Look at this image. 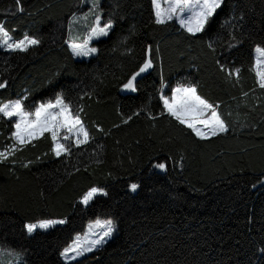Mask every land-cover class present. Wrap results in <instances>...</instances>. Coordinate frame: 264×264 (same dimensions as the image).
Returning a JSON list of instances; mask_svg holds the SVG:
<instances>
[{
	"label": "trees",
	"instance_id": "obj_1",
	"mask_svg": "<svg viewBox=\"0 0 264 264\" xmlns=\"http://www.w3.org/2000/svg\"><path fill=\"white\" fill-rule=\"evenodd\" d=\"M21 5L17 12L15 0H0V23L15 40L40 43L26 52L0 46V102L21 98L32 110L63 93L74 113L82 109L90 139L57 157L45 133L0 162V246L22 254L14 264H264V90L250 70L264 47V0H222L194 35L175 19L155 23L152 0H99L113 27L88 58L69 45L70 19L85 0ZM149 57L137 91L124 90ZM221 65L239 68V82ZM162 80L167 92L196 85L228 131L201 139L161 115ZM13 131L0 118V150ZM160 162L165 170L154 167ZM92 187L107 194L85 205ZM98 218H113L116 234L66 260L64 249ZM43 219L66 222L27 233Z\"/></svg>",
	"mask_w": 264,
	"mask_h": 264
},
{
	"label": "snow or ice",
	"instance_id": "obj_2",
	"mask_svg": "<svg viewBox=\"0 0 264 264\" xmlns=\"http://www.w3.org/2000/svg\"><path fill=\"white\" fill-rule=\"evenodd\" d=\"M167 7L161 6V0H152L154 9L155 23L165 24L168 21H178L181 28L188 33L196 34L204 31L209 19L214 15L216 9L221 6L222 0H165ZM17 5L16 11L23 12L21 0H15ZM99 8V0H93L94 24L91 27L88 39L83 44H71L73 55L87 56L97 51L96 48H89L88 42L93 37L106 36L113 27V21L109 19L107 22L101 23V16L97 13ZM87 18V14L86 17ZM40 41L34 37L24 34L22 38L14 40L10 32L0 23V46L6 47L11 51L26 52L31 46L38 45ZM212 45L209 44V47ZM150 51V49H149ZM257 55L255 63L250 69L254 72L257 86L264 90V47L255 49ZM153 67L152 59L146 58L142 66L137 72H134L122 85L124 90L131 92L137 91V77L147 72ZM221 69L227 73L229 77L235 76L239 82L240 69H227L221 65ZM6 83H0V88H5ZM165 85L161 81L160 100L163 102V112L174 118L180 125L186 126L197 137L207 139L228 131V126L221 114L217 111L219 105H213L206 99L201 97L197 92L194 84H177L171 89V96L163 95ZM246 97L248 93H243ZM143 110V109H142ZM82 109L74 110L70 103L65 101L63 93H57L54 100L38 103L33 111H27L24 108L23 100L17 99L7 103L0 102V118H17L14 124L15 131L12 132V143L4 150L0 151V162H3L14 155L18 150L31 144L34 140L42 137L45 133H49L52 141L51 151L55 156L62 154H70L73 146V138L75 145L86 144L89 139V132L82 122L80 112ZM122 120V123H128L134 115ZM151 116V113H149ZM154 118V117H153ZM63 133V134H61ZM64 141V142H62ZM15 163V161H13ZM27 167V165H24ZM154 167L165 170L166 162L156 163ZM261 182H264L262 180ZM139 187L138 184L132 183L130 188L135 191ZM98 193L107 194L102 188L92 187L81 197V202L85 205L89 203ZM65 220H40L36 223H28L25 225L28 234H32L37 229H48L56 224H63ZM93 225L97 228H103L104 231L98 239H89V233L92 232ZM114 225L111 220L101 221L97 219L93 224L89 225V231L83 237L77 234L71 244L66 247L62 253L68 259H75L83 255L85 252L92 251L93 248L104 243L105 237L111 235ZM261 251H264L262 249ZM74 253V255H69ZM19 260V254H16Z\"/></svg>",
	"mask_w": 264,
	"mask_h": 264
},
{
	"label": "rangeland",
	"instance_id": "obj_3",
	"mask_svg": "<svg viewBox=\"0 0 264 264\" xmlns=\"http://www.w3.org/2000/svg\"><path fill=\"white\" fill-rule=\"evenodd\" d=\"M85 3L88 4L87 7L85 8V10L82 12V13H76L74 14L71 19H70V30H69V45L71 44H83L84 41L86 39H88V36L90 34V30H91V27L93 26L94 24V15L96 13H93L92 9H93V0H85ZM161 6L162 7H167V3L165 2V0H161ZM97 13L99 14L98 12V9H97ZM86 14H87V18L86 17ZM101 16V15H100ZM104 22H107L105 20H103V18L101 17V23L103 24ZM109 33V32H108ZM104 36H100V37H93L89 42H88V47L89 48H96L93 44H92V41L93 40H96V39H99V38H102ZM14 39V38H13ZM15 40V39H14ZM18 40V39H17ZM257 47H262V46H256ZM2 48H5L7 49L6 47L2 46ZM71 48V47H70ZM255 48V49H256ZM97 49V48H96ZM72 50V49H71ZM97 51L95 53H92L90 55H87V56H76L77 58H88L94 54H96ZM257 55L256 51H255V56ZM174 88V87H173ZM172 89V88H171ZM163 95L165 96H171V90L170 92H167L166 90V87L164 88V91H163ZM17 99H21V98H17ZM17 99H10V100H7L3 103H7V102H10V101H15ZM25 108V107H24ZM27 110V109H25ZM34 109L32 110H27V111H33ZM218 111V109H217ZM75 114V113H74ZM17 118H12L11 121L13 123V126L15 124V121H16ZM83 122V121H82ZM84 123V122H83ZM85 125V124H84ZM86 127V126H85ZM14 131H15V128H14ZM63 134V133H61ZM64 142V141H62ZM73 142H74V138H73ZM6 149V147L0 151H4ZM97 188H100V187H97ZM103 189V188H102ZM104 190V189H103ZM105 192V190H104ZM99 194V193H98ZM99 220L101 221H104V220H111L113 222V225H114V230L113 232L111 233L110 236L108 237H105V240L104 242H106L107 240H109L111 237H113L115 234H116V231H117V227H116V223H115V220L113 218H98ZM45 220V219H43ZM48 220H61V219H48ZM97 219L95 220H91L88 224H87V227L86 229L79 233L82 237L83 235L89 231V225L90 224H93L94 221H96ZM32 223V222H30ZM36 223V222H34ZM104 231L103 228H97L93 225V229H92V232L89 233V239H98L99 236L102 234V232ZM35 232V231H34ZM76 237V236H75ZM103 244V243H102ZM100 244V245H102ZM99 245V246H100ZM97 246V247H99ZM97 247L93 248V249H96ZM92 249V250H93ZM90 252V251H89ZM85 253H88V252H85ZM84 253V254H85ZM16 254H19L20 258H22V254L19 252V251H16V250H13L11 248H7L6 246H0V264H14L15 261L17 260L16 259ZM69 255H74V253H70ZM82 256V255H81ZM66 260H70L68 258H66L65 256H63ZM80 257V256H79ZM78 258V257H76Z\"/></svg>",
	"mask_w": 264,
	"mask_h": 264
},
{
	"label": "crops",
	"instance_id": "obj_4",
	"mask_svg": "<svg viewBox=\"0 0 264 264\" xmlns=\"http://www.w3.org/2000/svg\"><path fill=\"white\" fill-rule=\"evenodd\" d=\"M255 59H256V56H255ZM174 87H176V86H174ZM215 106V105H214Z\"/></svg>",
	"mask_w": 264,
	"mask_h": 264
}]
</instances>
